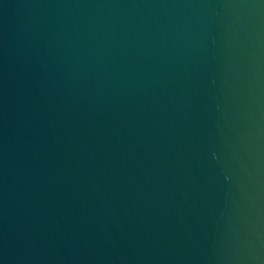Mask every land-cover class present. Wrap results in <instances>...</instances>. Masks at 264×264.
<instances>
[{"label": "water", "instance_id": "95a60500", "mask_svg": "<svg viewBox=\"0 0 264 264\" xmlns=\"http://www.w3.org/2000/svg\"><path fill=\"white\" fill-rule=\"evenodd\" d=\"M0 264H264V0H0Z\"/></svg>", "mask_w": 264, "mask_h": 264}]
</instances>
